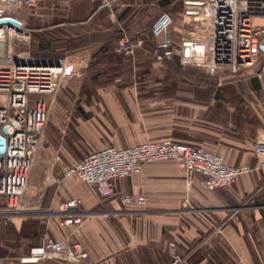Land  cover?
I'll return each instance as SVG.
<instances>
[{"label":"built area","instance_id":"1","mask_svg":"<svg viewBox=\"0 0 264 264\" xmlns=\"http://www.w3.org/2000/svg\"><path fill=\"white\" fill-rule=\"evenodd\" d=\"M43 0H0V19L12 18L19 24L0 23V136L4 138L0 154V225L5 227L15 218L28 215L41 217L49 232H44L38 243L28 247L20 262L40 264H82L88 250L80 236L88 216L97 212L85 210L79 197H67L45 206L27 204L28 174L33 164L49 107L43 98L32 95L54 94L59 84L78 75L89 55L74 53L44 57L29 51L30 29L28 16H33ZM94 1V0H93ZM114 16V0H95ZM189 16L209 19V31L203 38L181 41V62L200 67L207 76L218 72L238 73L253 70L261 55L260 72H264V0H183ZM255 19L262 20L256 22ZM173 18L160 12L150 25L154 41V56L161 60L175 44ZM141 39L135 42L122 34L114 43L115 51L130 54ZM263 46V49L260 48ZM257 164H230L220 153L202 145L176 140H144L133 145L106 144L88 150L80 159L61 167L58 186L62 179L74 177L89 186L100 199L115 200L119 204H144L148 196L140 191H123L120 181L141 171L146 162L174 160L184 173L187 187L199 176L208 191L234 184L252 170L264 167V134L254 140ZM55 161H60L57 154ZM35 204V202H33ZM28 211H33L29 213ZM103 215H116L115 210H104ZM64 230L54 234L49 223ZM3 258H0V264ZM174 258L171 264H176Z\"/></svg>","mask_w":264,"mask_h":264},{"label":"crops","instance_id":"2","mask_svg":"<svg viewBox=\"0 0 264 264\" xmlns=\"http://www.w3.org/2000/svg\"><path fill=\"white\" fill-rule=\"evenodd\" d=\"M98 7L109 11L101 2ZM89 13L88 20L96 18L97 11ZM263 73L258 70L252 75L253 70L244 69L207 76L212 81L205 84L207 101L181 104L186 109L196 107L197 125L188 129H193L200 143H191L220 153L227 163L255 166V133L264 134ZM252 118L258 123L251 125ZM61 167L53 180L60 177ZM76 182L81 181L68 177L58 186L53 181L54 189L51 185L37 191L30 188L29 193L41 191L43 199L35 203L46 205L59 197H79L85 210L97 212L87 217L79 237L89 254L82 264H171L174 258L179 259L176 264H264V167L243 174L230 186L208 191L199 176L187 187L174 160L146 162L139 173L120 181L123 191L148 196L142 205L100 199L84 182L85 186ZM104 210L117 213L105 216ZM42 224L43 218L29 216L13 219L6 231L7 226L0 225L1 264H40L19 258L39 242ZM49 228L56 235L65 233L54 222Z\"/></svg>","mask_w":264,"mask_h":264},{"label":"rangeland","instance_id":"3","mask_svg":"<svg viewBox=\"0 0 264 264\" xmlns=\"http://www.w3.org/2000/svg\"><path fill=\"white\" fill-rule=\"evenodd\" d=\"M161 1L121 0L119 6L115 9L112 7L114 16L111 17L106 9H98L100 1L43 0L35 14L26 18L31 31V53L41 52L47 58L74 53L89 55L84 68L77 69L78 75L63 80L54 94L31 96L32 100L43 98L48 103L49 117L28 174L23 196L27 204L35 207L36 203L33 202L43 199L39 194L41 191L36 192L37 189L50 185L54 189L52 176L58 168L64 163L77 161L88 150L114 141L121 144L137 140L200 143L193 131L197 125L194 114L196 107L186 109L181 104L185 101H207L205 92L209 89L205 84L212 81H208L210 78L200 67L181 62L180 44L182 40L205 37L210 22L201 16H187L189 7L183 0H169L166 5H161ZM91 10L97 11V15L88 20ZM162 11L173 18L176 42L161 60H157L153 53L155 40L150 36L149 28L155 16ZM123 12L122 19L118 18ZM74 22L84 28L78 31L90 33V41L93 42L88 45L86 41L89 38L80 36L76 41L78 47L64 52H49L41 48V45L56 40V37H71L70 28H73ZM115 30H120L118 37L125 34L134 42L140 38L142 44L137 45L130 54L116 52L114 43L118 37H113ZM109 35L112 38L108 39ZM111 39H115L112 49L107 50L109 48L104 46ZM262 58L261 55L258 57L252 75L258 73ZM261 82L264 84V73ZM257 123L255 118L251 119V125ZM250 134L253 138L251 131ZM57 154L60 161H55ZM34 167L35 175L32 178ZM75 184L85 186L81 182ZM30 188L36 193L30 194ZM42 225V233L49 232L46 225ZM7 229L8 226L5 231Z\"/></svg>","mask_w":264,"mask_h":264},{"label":"trees","instance_id":"4","mask_svg":"<svg viewBox=\"0 0 264 264\" xmlns=\"http://www.w3.org/2000/svg\"><path fill=\"white\" fill-rule=\"evenodd\" d=\"M122 2H121V0H114L113 1V5H112V7L115 9L117 6H119V4H121ZM167 3H169V0H162L161 1V5H166ZM112 8V9H113ZM160 13V12H159ZM158 13V14H159ZM123 14H124V12L122 13V14H119L118 15V18H120V19H122V16H123ZM157 14V15H158ZM156 15V16H157ZM155 16V17H156ZM75 26H76V28H75ZM72 27L73 28H70V30H72V36L71 37H65V36H62V37H56V40H54V41H50V42H47V44H43V45H41V48H45V50H47V51H49V52H51L52 50L53 51H58V50H60V51H65V50H69V49H71V48H76V46L78 47V44H77V42L76 41H78V39H79V37L80 36H82L83 38H86V37H88L89 39L86 41L87 42V44L89 45L90 44V42H93V41H90V40H92L91 39V35H89L90 33L89 32H83V33H81V31H78V29L79 28H82V30H84V28H83V26H80L77 22H74V24L72 25ZM118 33H120V30H115V32H113V37L116 39V37H118ZM149 33H150V28H149ZM93 36H96V35H93ZM98 36H100V34L98 35ZM150 36L152 37V35H151V33H150ZM81 37V38H82ZM109 38H112L110 35H109V37H108V39ZM114 39V40H115ZM114 40L112 41V39L111 40H108V42L109 43H106L107 45H105L104 46V48L105 47H107V48H109V49H107V50H111L112 49V46H113V42H114ZM95 41V40H94ZM51 50V51H50ZM34 54H36V55H40V56H46L45 54H43V53H41V52H34ZM52 54H54L53 52H52ZM177 141V140H176ZM184 142V141H183ZM192 144V143H191ZM30 225V224H29ZM29 227H34V224L33 225H30Z\"/></svg>","mask_w":264,"mask_h":264},{"label":"water","instance_id":"5","mask_svg":"<svg viewBox=\"0 0 264 264\" xmlns=\"http://www.w3.org/2000/svg\"><path fill=\"white\" fill-rule=\"evenodd\" d=\"M8 23V24H12L15 23L16 25H18L19 23L16 20H13L12 18H1L0 19V23ZM261 49H263V46H260ZM3 143H4V138L2 136H0V154L3 153L4 149H3Z\"/></svg>","mask_w":264,"mask_h":264}]
</instances>
